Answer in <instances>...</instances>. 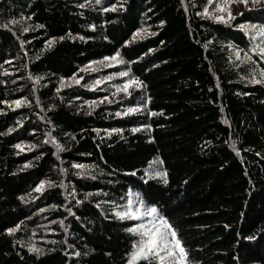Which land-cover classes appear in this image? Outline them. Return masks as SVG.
Masks as SVG:
<instances>
[{
	"label": "trees",
	"instance_id": "trees-1",
	"mask_svg": "<svg viewBox=\"0 0 264 264\" xmlns=\"http://www.w3.org/2000/svg\"><path fill=\"white\" fill-rule=\"evenodd\" d=\"M222 1L0 0V264H127L129 199L264 264V6Z\"/></svg>",
	"mask_w": 264,
	"mask_h": 264
},
{
	"label": "snow or ice",
	"instance_id": "snow-or-ice-1",
	"mask_svg": "<svg viewBox=\"0 0 264 264\" xmlns=\"http://www.w3.org/2000/svg\"><path fill=\"white\" fill-rule=\"evenodd\" d=\"M99 2L100 0H97V3ZM212 3L213 0H208V5H211ZM241 3H246V0H241ZM214 10L224 11L219 3L215 5ZM198 15H204L209 18H213L207 6H205L204 12L198 13ZM240 15H243V13H241ZM229 17L230 19H235V17H232L231 14H229ZM213 19L221 22L224 21V17L222 16H215ZM238 27L242 30H246L249 27L254 29L257 28L256 25L249 26L247 24H240L238 25ZM25 31H27V29H25ZM257 34L264 38V26L258 28ZM253 39H255V37H253ZM259 54L261 56H264V47L259 48ZM236 55L239 58L238 52L236 53ZM111 59L115 60L116 57H111ZM245 60L248 61L250 60V58L245 57ZM260 76V80H256L253 77L251 82L264 83V71L260 72ZM78 82L79 81H77V83ZM131 83L132 81H129L128 84L125 85V91ZM136 86L139 87V84H137ZM16 103L19 104L20 102L16 101ZM129 111H132V109H130ZM117 115H120V113H117ZM16 147L19 148L20 145H17ZM74 167L82 168L83 166L74 165ZM157 175H162V173H157ZM43 183L44 182L41 181V184ZM37 190H39V186ZM128 204L132 205L133 200L129 199ZM156 212L157 209L155 207L147 209L145 213H141L139 207H136L134 210L129 207L125 212L116 213V215L121 219H139L142 215L152 217V219L146 223H138L133 227H129L126 229L127 232L138 236V240L132 243V250L128 254L129 258L127 260V264H138V262L140 261H144L145 264H186L187 254L185 249L182 247L180 240L177 238L176 232L163 216H154ZM12 231H14V229H8L9 233H11Z\"/></svg>",
	"mask_w": 264,
	"mask_h": 264
},
{
	"label": "rangeland",
	"instance_id": "rangeland-1",
	"mask_svg": "<svg viewBox=\"0 0 264 264\" xmlns=\"http://www.w3.org/2000/svg\"><path fill=\"white\" fill-rule=\"evenodd\" d=\"M220 6H221L222 9H224V11H220V10L211 11V16L213 18L215 16H222V17H224V21L223 22H230L232 19H230L229 14H231L232 17H235V16L239 15L242 11H244L245 8L247 9V8H250V7H257V8L258 7H263L264 6V0H246V3H241V0H237V1L223 0L221 2ZM129 207H131L133 210L136 207H139L140 210H141V213H145L146 212V210L143 207L136 206L135 204H132ZM154 216H156V215L154 214ZM139 219H143L141 223H146L149 220H151L152 217L147 216V215H142L141 218H139ZM185 251H186V254H187V250L186 249H185Z\"/></svg>",
	"mask_w": 264,
	"mask_h": 264
},
{
	"label": "bare ground",
	"instance_id": "bare-ground-1",
	"mask_svg": "<svg viewBox=\"0 0 264 264\" xmlns=\"http://www.w3.org/2000/svg\"><path fill=\"white\" fill-rule=\"evenodd\" d=\"M49 133V132H48ZM47 134V133H46ZM48 138V137H47ZM22 198V197H21ZM24 207V206H23Z\"/></svg>",
	"mask_w": 264,
	"mask_h": 264
}]
</instances>
